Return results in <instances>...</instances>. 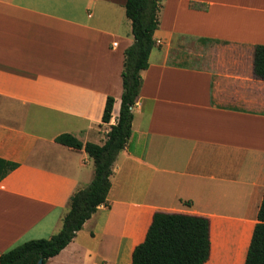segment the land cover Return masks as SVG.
Returning a JSON list of instances; mask_svg holds the SVG:
<instances>
[{"label": "crops", "instance_id": "1", "mask_svg": "<svg viewBox=\"0 0 264 264\" xmlns=\"http://www.w3.org/2000/svg\"><path fill=\"white\" fill-rule=\"evenodd\" d=\"M126 1L0 0V158L19 164L0 183V255L58 233L94 178L56 138L103 145L117 124ZM159 21L107 205L47 264H132L157 212L210 220L206 264L246 262L264 196V0H163Z\"/></svg>", "mask_w": 264, "mask_h": 264}, {"label": "trees", "instance_id": "2", "mask_svg": "<svg viewBox=\"0 0 264 264\" xmlns=\"http://www.w3.org/2000/svg\"><path fill=\"white\" fill-rule=\"evenodd\" d=\"M162 2L163 0L126 1V15L132 23L134 43L125 51L120 114L105 143L83 144L71 134H62L56 138L59 144L85 150L93 159L95 169L92 182L72 195L69 211L58 233L49 239L25 242L3 253L0 255V264H38L40 259L43 264H47L74 240L100 206L107 205L113 166L132 135L133 108L143 84L141 71L149 67V58L156 46L154 34L160 25ZM255 73L264 80V46L256 47ZM114 104L115 99L109 97L103 123L111 122ZM18 167L17 163L0 158V183ZM210 255L211 223L208 218L157 212L144 242L133 252L132 264H206ZM245 264H264V196Z\"/></svg>", "mask_w": 264, "mask_h": 264}, {"label": "water", "instance_id": "3", "mask_svg": "<svg viewBox=\"0 0 264 264\" xmlns=\"http://www.w3.org/2000/svg\"><path fill=\"white\" fill-rule=\"evenodd\" d=\"M38 264H43V260L40 259L39 262H38Z\"/></svg>", "mask_w": 264, "mask_h": 264}]
</instances>
